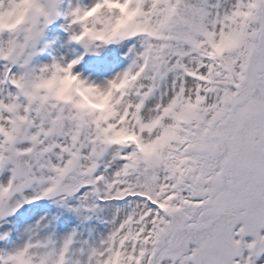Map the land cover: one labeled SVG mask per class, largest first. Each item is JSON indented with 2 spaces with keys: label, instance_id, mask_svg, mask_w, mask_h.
<instances>
[{
  "label": "snow or ice",
  "instance_id": "6c2138e0",
  "mask_svg": "<svg viewBox=\"0 0 264 264\" xmlns=\"http://www.w3.org/2000/svg\"><path fill=\"white\" fill-rule=\"evenodd\" d=\"M0 264H264V0H0Z\"/></svg>",
  "mask_w": 264,
  "mask_h": 264
}]
</instances>
